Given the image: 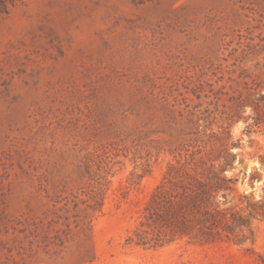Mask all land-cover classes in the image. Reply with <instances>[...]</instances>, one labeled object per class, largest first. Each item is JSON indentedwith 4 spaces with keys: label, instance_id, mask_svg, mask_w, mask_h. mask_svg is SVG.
Masks as SVG:
<instances>
[{
    "label": "rangeland",
    "instance_id": "1",
    "mask_svg": "<svg viewBox=\"0 0 264 264\" xmlns=\"http://www.w3.org/2000/svg\"><path fill=\"white\" fill-rule=\"evenodd\" d=\"M259 95L264 0H0V211L48 236L71 226L23 261L8 235L12 258L259 264ZM192 155L230 180L218 208L247 227L212 243L126 244L168 164Z\"/></svg>",
    "mask_w": 264,
    "mask_h": 264
},
{
    "label": "trees",
    "instance_id": "2",
    "mask_svg": "<svg viewBox=\"0 0 264 264\" xmlns=\"http://www.w3.org/2000/svg\"><path fill=\"white\" fill-rule=\"evenodd\" d=\"M254 109L259 114L257 121L264 120V95L252 100ZM230 180L222 176V171L215 169L213 164L195 160L192 156L182 158L174 164H168L166 171L151 193L147 203L141 211L139 221L132 236L126 239V244L139 247L160 248L176 241L187 239L200 243H212L224 234L226 239L234 237V227L239 230L247 227V221L242 220L233 226L237 220L234 215L226 216L218 208L217 197L232 192ZM94 205H98V195L91 197ZM5 201V196L0 197ZM264 218V211L261 213ZM4 210L0 211V264H20L12 258V251L5 241L12 235V243L16 244L17 255L20 261L25 260L34 248H40L47 241L54 246H62L65 236L70 233V224H65L62 233L48 236L43 226L28 224L23 229L17 226ZM77 227V224L76 226ZM18 234L28 241L25 248ZM8 240V239H7ZM259 264H264V255L259 257Z\"/></svg>",
    "mask_w": 264,
    "mask_h": 264
}]
</instances>
